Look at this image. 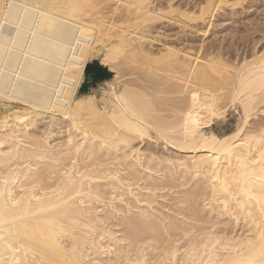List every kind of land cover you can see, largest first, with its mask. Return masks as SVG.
I'll return each instance as SVG.
<instances>
[{
  "label": "bare ground",
  "instance_id": "bare-ground-1",
  "mask_svg": "<svg viewBox=\"0 0 264 264\" xmlns=\"http://www.w3.org/2000/svg\"><path fill=\"white\" fill-rule=\"evenodd\" d=\"M254 1L0 0V264H264V46L187 38Z\"/></svg>",
  "mask_w": 264,
  "mask_h": 264
},
{
  "label": "rangeland",
  "instance_id": "rangeland-1",
  "mask_svg": "<svg viewBox=\"0 0 264 264\" xmlns=\"http://www.w3.org/2000/svg\"><path fill=\"white\" fill-rule=\"evenodd\" d=\"M257 1L258 0H255L253 2L254 4L253 3L251 4L250 2H247V3L245 2V4H243V11L244 12L241 11L242 9L240 10L239 8H237L235 10L237 12H240V13H237V15H235L234 17L230 16L231 12H230V10H228V8H226V10H225V8H224V10H222V9L219 10L218 13L215 14V18L213 19V23L214 24L212 23V25L208 28L206 34L203 35L200 32L191 31V32H187V38L191 40V43L193 44L194 47L196 45H198L200 43V41H202V40H204V46H206V45L208 46L212 42L215 43L216 45H220L219 47L223 49L222 50V55H224V56L222 58H223V60L225 59L224 61L229 62V64H230L231 61H235L234 65H237L238 63L240 64V62H241L240 59H242L244 56H247L246 58H249V55H251L250 52L252 53L253 46L256 45L257 49H259L261 46H264V36H263L264 35V0H259L258 2ZM261 6H263V7H261ZM252 23H253V25H252ZM246 26L248 28H246ZM245 30H246V32H245ZM257 32H258L259 35L257 34ZM261 36L263 38H261ZM240 37L242 39L245 38L243 40L245 42H243ZM183 38H184V35H183ZM252 40H254V41H252ZM240 41H242V42H240ZM246 41H248L250 43H247ZM255 41H256L257 44L255 43ZM242 43H246V44L242 45ZM237 45H238V47H237ZM245 45H248V47L245 46ZM243 46H245V47L243 48ZM247 50L249 51V53L247 52ZM201 51H200V53H201ZM227 52L228 53L230 52V54H232V55L228 54ZM242 53L244 54V56H243ZM99 54L100 53H95V52L91 53L88 63H91L93 60H97L98 61V58L100 57ZM241 56H243V57L241 58ZM232 57H236V58H234L232 60H229ZM238 57H239V59H238ZM237 59L240 60V61H238ZM236 60L238 61V63H236L237 62ZM230 65H233V62H231ZM111 72L113 73L115 71L112 70ZM113 75H114V73H113ZM108 79H110V78H108ZM103 86H104V83H101L100 87H103ZM96 90H97L96 91L97 92L96 93V97L99 99L101 97V94L99 93L100 89L97 88ZM241 115H242L241 111H238V113L235 116H231V115L229 116V114H226V116L224 117L225 119L221 118V119H219V120L214 122V124L212 125V128H214V129H212V130L214 132H216L217 134H219V135L220 134L221 135L228 134L229 132H231V130L232 131L235 130L237 128V125L240 124ZM263 118H264V116H263ZM259 119H257V121H259ZM254 121L255 120H252V122L250 121V123L251 124L255 123ZM159 150H162V148H159ZM170 152L171 151L168 150V153H170Z\"/></svg>",
  "mask_w": 264,
  "mask_h": 264
},
{
  "label": "water",
  "instance_id": "water-1",
  "mask_svg": "<svg viewBox=\"0 0 264 264\" xmlns=\"http://www.w3.org/2000/svg\"><path fill=\"white\" fill-rule=\"evenodd\" d=\"M84 81H88L92 86L95 84H101L106 79L113 76V73L109 72L108 69L102 65L97 60H93L88 63L83 71ZM80 94V91L77 95Z\"/></svg>",
  "mask_w": 264,
  "mask_h": 264
}]
</instances>
